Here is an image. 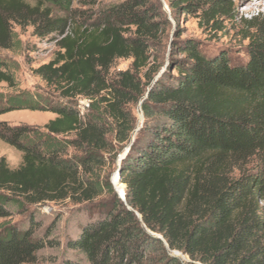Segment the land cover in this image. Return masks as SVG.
<instances>
[{
  "label": "trees",
  "instance_id": "trees-1",
  "mask_svg": "<svg viewBox=\"0 0 264 264\" xmlns=\"http://www.w3.org/2000/svg\"><path fill=\"white\" fill-rule=\"evenodd\" d=\"M33 1L0 0V50L18 42L11 23L32 25L41 37L69 30L59 13L69 14L75 0ZM167 1L174 12H202L206 24L229 18L233 8V0ZM152 14L141 0L111 6L99 23L68 33L57 56L35 70L64 98L90 99L86 114L69 104L51 107L57 116L45 130L0 122V140L22 153L15 169L0 158V264H34L46 246L35 239L40 223L33 217L21 228L8 222L16 210L67 198L82 203L105 191L113 195L109 209L68 241L81 256L69 264H264V15L247 20L245 64L189 44L190 62L172 85L152 83V67L144 74L147 92L129 71L107 83L117 59L132 58L135 71L148 66V41L158 29ZM15 81L0 60V86ZM109 88L111 98L101 96ZM140 100L152 123L120 164L124 201L101 174L102 154L113 151L107 122H119L121 106ZM22 108L40 105L12 97L0 113ZM69 134L75 137H61ZM70 147L81 155L69 157Z\"/></svg>",
  "mask_w": 264,
  "mask_h": 264
},
{
  "label": "rangeland",
  "instance_id": "rangeland-1",
  "mask_svg": "<svg viewBox=\"0 0 264 264\" xmlns=\"http://www.w3.org/2000/svg\"><path fill=\"white\" fill-rule=\"evenodd\" d=\"M34 5L33 0H24ZM126 0H75L72 11L69 14L59 13L69 18V30L66 34L54 32L48 36L41 37L35 33L34 26L21 27L11 23V28L16 33L18 42L11 49L0 50V60L5 61L9 69L15 74V85L10 86L3 83L0 86V108L4 107L6 101L12 97L30 100L40 105L38 109L22 108L0 113V122H6L11 126H30L45 130L44 126L56 114L51 107L69 104L78 109L81 113H87V102L90 99L77 96L75 98H64L58 89L49 85L35 70L43 64L52 61L59 51L60 41L69 33L75 30H82L91 27L103 19V14L109 7L121 4ZM144 7H151L153 10L152 21L157 24V31L154 37L148 41L147 67L135 71L132 68V58H120L115 61L107 76V83L115 84L121 79L122 72L129 71L135 80L143 84L147 92L150 86L144 85V74L149 67L156 69L154 82L162 81L163 84H174L179 76L180 66H187L190 62L186 54V47L195 44L207 57H214L226 54L230 62L235 65L245 64L249 58L248 43L246 34L251 32L247 20L264 15L263 8H251L248 0H233V8L229 18H219L217 22L206 24L200 11H176L174 12L167 0H141ZM48 7L45 5L42 9ZM54 14L57 11L52 10ZM125 33L133 36L135 27L124 26ZM153 71V70H152ZM153 71V73H154ZM111 88L103 90L101 96L111 98ZM100 96V97H101ZM143 100L125 103L121 106L123 112L119 122L109 118L108 125L110 133L107 136L113 151L102 154L105 165L102 169V178L113 184L115 194L122 200V193L126 196V184L120 182L123 189L117 187V180L120 179V164L127 155L130 148L145 140L147 131L151 126L147 121L142 109ZM104 110L107 102H101ZM130 123L132 129L127 133L124 124ZM119 135L125 137L120 140ZM73 139L74 134L61 136ZM81 155V151L73 147L69 148L68 156L75 158ZM5 157L11 168H18L22 163V153L13 146L0 140V158ZM122 193H120L119 191ZM112 194L105 191L102 195L91 201L82 203L73 202L67 198L56 202H45L39 205H27L25 208L16 210L10 220L13 225L19 228L27 225L31 217L40 223L35 239L46 242L45 248L39 251L38 260L34 264H69L81 259L74 250L67 247L71 239H75L81 231L82 225L105 217L109 209V200ZM3 220H0L2 223ZM173 255L181 258L183 262L190 259L179 251H173Z\"/></svg>",
  "mask_w": 264,
  "mask_h": 264
},
{
  "label": "bare ground",
  "instance_id": "bare-ground-1",
  "mask_svg": "<svg viewBox=\"0 0 264 264\" xmlns=\"http://www.w3.org/2000/svg\"><path fill=\"white\" fill-rule=\"evenodd\" d=\"M251 8H263L264 7V0H248ZM119 191V190H118ZM122 193L121 191H119Z\"/></svg>",
  "mask_w": 264,
  "mask_h": 264
},
{
  "label": "water",
  "instance_id": "water-1",
  "mask_svg": "<svg viewBox=\"0 0 264 264\" xmlns=\"http://www.w3.org/2000/svg\"><path fill=\"white\" fill-rule=\"evenodd\" d=\"M118 173H120V171H118ZM120 182H121L120 179H118L116 183H120ZM122 197H123V200L126 201V196L123 193H122Z\"/></svg>",
  "mask_w": 264,
  "mask_h": 264
},
{
  "label": "built area",
  "instance_id": "built-area-1",
  "mask_svg": "<svg viewBox=\"0 0 264 264\" xmlns=\"http://www.w3.org/2000/svg\"><path fill=\"white\" fill-rule=\"evenodd\" d=\"M86 105L89 107L90 103H89V102H87V103H86Z\"/></svg>",
  "mask_w": 264,
  "mask_h": 264
}]
</instances>
